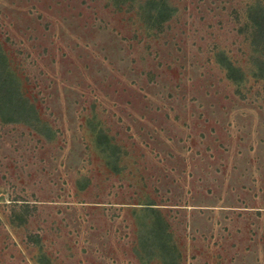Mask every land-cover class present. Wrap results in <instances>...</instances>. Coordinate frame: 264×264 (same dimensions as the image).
<instances>
[{
    "label": "rangeland",
    "instance_id": "1",
    "mask_svg": "<svg viewBox=\"0 0 264 264\" xmlns=\"http://www.w3.org/2000/svg\"><path fill=\"white\" fill-rule=\"evenodd\" d=\"M254 8L0 0V52L37 112L0 116V264H264Z\"/></svg>",
    "mask_w": 264,
    "mask_h": 264
},
{
    "label": "trees",
    "instance_id": "2",
    "mask_svg": "<svg viewBox=\"0 0 264 264\" xmlns=\"http://www.w3.org/2000/svg\"><path fill=\"white\" fill-rule=\"evenodd\" d=\"M161 9L157 14L161 16ZM250 19L255 26L253 44L264 47V9L254 8L250 11ZM230 79L237 80L239 72L229 63L225 65ZM0 116L9 122L28 121L36 117L37 112L28 99L20 92L19 84L7 70L5 56L0 52Z\"/></svg>",
    "mask_w": 264,
    "mask_h": 264
}]
</instances>
